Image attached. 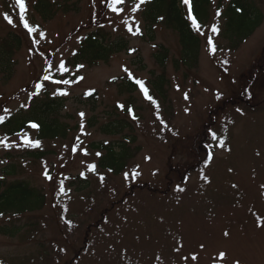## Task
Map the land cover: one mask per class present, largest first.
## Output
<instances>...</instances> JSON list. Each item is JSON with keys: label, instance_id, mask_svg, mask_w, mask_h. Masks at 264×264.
I'll return each instance as SVG.
<instances>
[{"label": "rangeland", "instance_id": "obj_1", "mask_svg": "<svg viewBox=\"0 0 264 264\" xmlns=\"http://www.w3.org/2000/svg\"><path fill=\"white\" fill-rule=\"evenodd\" d=\"M146 1L136 9L140 0H124L117 5L123 11L114 12L112 0H76L77 11L44 20L35 11L36 0H25L24 19L37 27L34 33L23 26L17 3L0 7V35L18 32L22 37L12 79L0 80V113L5 115L25 105V89L33 88L42 73L56 74L60 62L75 52L91 25L94 3L106 28L126 36L134 48L106 63L70 68L59 80L73 83L50 85L54 93H67L61 111L66 137L39 140L35 146L27 143L37 140L33 129L14 137L0 131V169L15 162L18 172L9 178H26L47 194L41 211L15 217L18 234H0L2 264H234L236 259L264 264V227H257V218L264 219V21L230 50L220 32L211 30L221 22L215 0L210 20L198 28V67L189 72L169 62L165 97L154 93L150 101L139 84L134 92L119 84L124 78L142 80L149 91L162 71L154 57L158 46L168 47L171 57L179 56L180 46L177 33L163 25L156 28V40H149L141 17ZM258 3L264 12V0ZM90 91L96 97L86 101L83 95ZM94 116L101 123L121 120L127 127L106 136L89 125ZM212 118L218 137L214 156L204 165L198 141ZM102 140L128 141L130 157L123 172L98 167V152L90 145ZM28 149L48 154L27 158L23 154ZM184 173L189 174L186 181ZM76 177L89 183L77 189ZM7 216L0 217V225L9 222ZM219 251H226V258L221 260ZM193 254L196 261L190 258Z\"/></svg>", "mask_w": 264, "mask_h": 264}, {"label": "trees", "instance_id": "obj_2", "mask_svg": "<svg viewBox=\"0 0 264 264\" xmlns=\"http://www.w3.org/2000/svg\"><path fill=\"white\" fill-rule=\"evenodd\" d=\"M216 12H219L221 22L216 26L219 29L220 36L224 37L229 43L230 50H236L243 42L251 37L256 29L264 21V12L259 7L258 0H218ZM215 0H191V13L189 6L183 3V0H147L146 5L141 11V17L146 24V36L150 41L156 40V28L165 26L178 35L180 52L178 57H171L168 47L160 44L154 54L156 62L162 68L161 74L151 82L152 89L148 92L154 97V93L165 97V87L167 82V65L172 62L175 69L185 68L191 71L198 67L200 54L202 50L201 29L193 23L192 16H195L196 23L204 26L211 17V5ZM16 5L15 0H0V7L8 8L10 5ZM76 0H36L35 11L44 19L51 20L59 12L68 13L77 11ZM109 6V4H108ZM11 9H8L9 11ZM99 9L94 3L91 15V25L86 33L81 36L78 46L73 54L64 60L65 67L78 68V65L93 66L101 62H108L112 56L126 51L131 53L134 48L130 40L124 35H113L106 28V22H102V12L98 15ZM93 20V18H96ZM162 18V19H161ZM140 33H143L141 31ZM22 37L18 32H8L0 35V80L5 82L12 79L16 69L15 54L22 48ZM50 60H48L49 62ZM56 74L50 73V80L45 81L43 76L45 72L25 89L28 92V100L25 105L12 109L6 115L2 112L0 117V131L6 137H14L31 129L35 130L37 140L58 139L67 136V125L62 122L61 111L64 107L65 98L55 91L54 94L50 85L53 81L61 79L63 71L59 70ZM43 85L42 88L37 85ZM121 89L134 92L137 89V83L131 78H124L119 84ZM35 87V89H34ZM31 89L32 92H31ZM248 92V89H246ZM33 93H38L33 95ZM89 93V92H88ZM84 94L86 101L94 100L96 91H90L91 94ZM83 101V100H82ZM5 104H3L4 106ZM2 106V108H3ZM30 122L39 125L38 128H32ZM89 125L97 127L98 130L106 136H114L125 131V125L121 120L99 122L95 116L88 120ZM216 120L211 119L206 123L208 127L206 134L200 138L198 144L204 150V165L209 163L214 156L215 139L212 133L217 131L212 127ZM210 137L212 141L210 140ZM122 141V142H121ZM101 155L98 156V167L101 169H111L114 173L123 172L127 166L130 157V146L127 140H102L93 142L90 145ZM211 153V159L208 154ZM48 152L27 150L24 156L27 158H43ZM4 159H6L4 157ZM17 165L10 162L1 164L0 169V217L4 215L9 218L8 223L0 225V234L14 237L21 231V228L15 226L14 222L17 215H25L41 211L47 204V194L38 186H35L26 178H9L17 174ZM197 169V168H196ZM189 173V172H188ZM188 173L183 174V181L188 180ZM182 181V182H183ZM89 180L76 177L73 185L77 189H83ZM144 185V184H143ZM64 193V192H63ZM62 193V194H63ZM61 194V195H62ZM6 224H9L7 226Z\"/></svg>", "mask_w": 264, "mask_h": 264}, {"label": "snow or ice", "instance_id": "obj_3", "mask_svg": "<svg viewBox=\"0 0 264 264\" xmlns=\"http://www.w3.org/2000/svg\"><path fill=\"white\" fill-rule=\"evenodd\" d=\"M16 3L19 5V9H20V18H21V20L23 21V26L28 30L29 33H34V32H36V31H37V27H32V26H30V25H29V22H28L26 19H24V15H25V13L27 12V6H26V3H25V0H16ZM122 3H124V0H112V5H111L112 10H113L114 12H122L123 9L117 7V5L122 4ZM143 3H145V0H140V3L136 4V5H135V8H136V9H139L140 5L143 4ZM183 3L189 6V12L191 13V0H183ZM4 15H5V18L8 19L9 23H12V19H11V17H10L7 13H5ZM161 19H162V18H161ZM192 20H193V23L196 24V27L199 28L200 25H199L198 23H196V18H195V16H192ZM211 30H212L214 33H218V32H219V29H218V27H217L216 25H213ZM129 31H132V28H131V27H129ZM39 34H40L41 36H44V35H45V33H44L43 31H41ZM207 39H208V43L211 45V51H212L213 53H215V51H216V46H215V44L213 43L212 38H211V37H208ZM34 42H35V43H38V41H34ZM77 67H78V68H82L83 65H78ZM59 70H61V71H63V72H67V71H69L68 68L65 67V64H64L63 61H61L60 64H59ZM43 79H44L45 81H47V80H50L51 77L48 76V75H44V76H43ZM78 79H83V77H78ZM53 82L56 83V84H61V83H63V84H70V83H73V81H71V80H57V81H53ZM136 83L140 85V87H141V89H142L144 95L147 97V99H149V100L151 101V100L153 99V97L150 96V95L148 94V89H147L146 87H144V82H143L142 80H137ZM37 87L42 88L43 85H42V84H41V85H37ZM177 87H178V86H177ZM37 94H38V93H33V95H37ZM54 94H55V93H54ZM60 94H61V95H67L66 92H61ZM88 94H91V93L89 92ZM185 98H186V99L188 98V97H187V93H185ZM219 98H220V95L218 94V95H217V99H219ZM120 107L123 108L124 105H120ZM5 111H7V109H5ZM80 115L83 116L84 114L81 113ZM133 118H136L135 115H134V113H133ZM2 120H3V117H0V121H2ZM30 125H31L32 128H38V127H39V125L36 124L35 122H30ZM212 137H213V139H215V138H216V134H215V133H212ZM77 140H79L78 137H77ZM27 143H29V144H34L35 146H39L40 141H39V140L32 141L31 139H28V140H27ZM220 146L223 147V140L220 141ZM73 150H75V148H74ZM84 154H85V155L88 154L87 151H86V149L84 150ZM257 154H259V153H257ZM96 155L99 156V155H101V154H100V153H97ZM149 159H150V158H149ZM208 159H209V160L211 159V153L208 154ZM89 167H90L93 171L96 169V165H95V164H92V165H90ZM109 171H111V169H109ZM229 171H231V169H229ZM44 175L46 176L47 179L52 180V176L49 175L47 172H45ZM128 175H129L128 173H125V177H127ZM132 175H139V173L133 171ZM100 179L103 180V176H101ZM204 179H205V181H207V180H208V177L205 176ZM60 185H61L60 190L63 191V180L60 181ZM233 187H236V185H233ZM262 187H264V186H262ZM177 190H178V191H181V192L184 191V189H183V188H180L179 186H177ZM0 215H2V214H0ZM257 227H264V219L257 218ZM223 236H224V237H228V236H229V232H228V231H224V232H223ZM181 247H182V244H181ZM199 247H200L201 249H204V248H205V245H204L203 243H201V244L199 245ZM176 251H179V248H177ZM227 255H228V253H227L226 251H219V253H218V257H219L221 260H223L224 258H226ZM190 258H191V260L196 261V260H197V254H193V255H191ZM184 259L187 260V259H189V257H184ZM0 264H2V262H0ZM234 264H240L239 259H236V260L234 261Z\"/></svg>", "mask_w": 264, "mask_h": 264}]
</instances>
